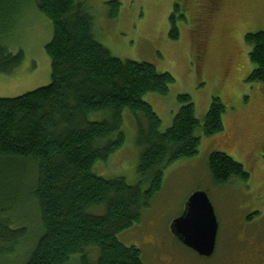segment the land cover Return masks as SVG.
I'll list each match as a JSON object with an SVG mask.
<instances>
[{"label": "trees", "instance_id": "1", "mask_svg": "<svg viewBox=\"0 0 264 264\" xmlns=\"http://www.w3.org/2000/svg\"><path fill=\"white\" fill-rule=\"evenodd\" d=\"M30 1L52 24L44 48L51 80L23 94L0 97V264H8L1 259L19 241L21 250L29 246L27 227L13 226L14 217H6L20 205L33 208L39 231L22 264H144L141 249L122 243L118 235L141 223L163 188L168 168L196 156L198 128L205 136L223 131L225 106L213 97L200 122L190 95L180 93L171 124L161 128L144 95H166L175 80L170 72L158 71L148 61L112 55L95 37L86 0ZM19 3L0 0L1 23ZM108 5L109 17L115 18L119 1ZM171 22L169 34L176 38L174 15ZM244 41L254 65L247 81L264 83V29L246 33ZM22 59L21 50L13 54L0 46V74L12 75ZM125 112L132 116L139 150L136 184L93 171L96 162L124 146ZM207 170L211 185L249 178L239 161L220 150L209 153Z\"/></svg>", "mask_w": 264, "mask_h": 264}, {"label": "rangeland", "instance_id": "2", "mask_svg": "<svg viewBox=\"0 0 264 264\" xmlns=\"http://www.w3.org/2000/svg\"><path fill=\"white\" fill-rule=\"evenodd\" d=\"M108 1L86 0L96 39L116 57L148 61L158 71L174 76L166 95H144L159 115L161 128L171 124L180 106V93L190 95L200 122L213 97H219L225 106L223 131L205 136L197 129L201 143L196 156L168 168L163 188L143 213L141 226L121 232L119 240L139 247L144 264H264V83L247 81L254 65L248 56L250 46L244 41L246 33L264 29V0H225L224 11L204 38L206 48L200 63L194 54L196 41L201 42L204 33L198 36L194 31L196 19L203 15V0H116L120 5L115 18L109 17ZM19 2L10 19L0 22V46L13 54L21 50L23 59L12 75L0 74V97L20 95L51 80L50 59L44 49L52 37L51 21L30 0ZM172 15L176 38L169 34ZM123 129L127 136L124 146L106 161L96 162L93 171L105 179L122 176L136 184L139 150L128 112L124 113ZM214 150L239 161L249 173L247 181L211 185L207 159ZM197 189L208 193L218 221L216 248L208 257L186 248L168 231V224ZM11 212L6 217H14L13 226L22 223L27 227V240L31 239L25 251L20 249V241L14 246L19 256L12 252L1 262L22 264L39 232L38 222L31 206L23 209L20 205Z\"/></svg>", "mask_w": 264, "mask_h": 264}, {"label": "water", "instance_id": "3", "mask_svg": "<svg viewBox=\"0 0 264 264\" xmlns=\"http://www.w3.org/2000/svg\"><path fill=\"white\" fill-rule=\"evenodd\" d=\"M170 231L186 247L198 255L211 256L216 246L217 218L204 191L193 192L182 213L170 223Z\"/></svg>", "mask_w": 264, "mask_h": 264}, {"label": "flooded vegetation", "instance_id": "4", "mask_svg": "<svg viewBox=\"0 0 264 264\" xmlns=\"http://www.w3.org/2000/svg\"><path fill=\"white\" fill-rule=\"evenodd\" d=\"M186 1V0H182ZM225 0H203L201 5V9L203 11L202 18L196 19L197 26L194 32L198 31V36L202 34L201 42L196 41V49H195V59L197 63H200L203 59L205 48H206V37L210 32V24L216 21L218 15H221L224 11ZM261 15V13H260ZM210 40V37H209ZM208 40V41H209ZM236 51V50H235Z\"/></svg>", "mask_w": 264, "mask_h": 264}]
</instances>
